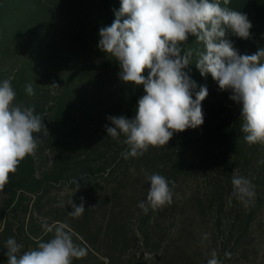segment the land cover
<instances>
[{"label":"trees","instance_id":"16d2710c","mask_svg":"<svg viewBox=\"0 0 264 264\" xmlns=\"http://www.w3.org/2000/svg\"><path fill=\"white\" fill-rule=\"evenodd\" d=\"M97 44V39L93 40L92 46L98 49ZM68 89L47 111H52L53 121L45 136L53 142L48 171L38 176L37 150L20 163L0 190V261L7 260L3 245L9 237L23 244L51 238V232L36 228L33 216L25 224V214L23 222L16 225L6 214L19 197L34 193V205L48 200L53 206L42 225L58 222L52 228L63 227L87 250L74 264H207L213 250L223 264H264V193L255 192L247 205L235 198L229 201L241 109L233 124L211 126L208 122L175 133L166 146L150 148L142 157L124 159L121 153L126 145L107 133L91 131L85 122H74L76 107L70 96L74 91ZM15 90L17 100L26 105L25 89ZM142 95L143 90L133 94L128 118L134 117ZM45 107L42 101L43 121ZM35 112L40 115L36 107ZM37 135L41 137V133ZM81 141L97 147L81 148ZM259 168L264 170V163L260 162ZM146 173H160L175 184L171 204L144 214L137 205L146 199L150 187ZM62 180L71 181L70 192L53 202L50 196L56 187L50 182ZM81 197L86 210L74 218L68 214L72 211L68 202L72 199L79 205ZM226 252L230 256L226 257Z\"/></svg>","mask_w":264,"mask_h":264},{"label":"clouds","instance_id":"9594fccd","mask_svg":"<svg viewBox=\"0 0 264 264\" xmlns=\"http://www.w3.org/2000/svg\"><path fill=\"white\" fill-rule=\"evenodd\" d=\"M229 3L120 0L119 9L114 10L115 19L99 29L97 47L119 65L120 81L143 86L144 90L133 118L107 117L112 125H105L107 135L127 146L121 153L124 159L142 157L150 148L166 146L175 133L203 125L202 102L209 92L206 85L196 90L197 83L185 71L193 55L192 49H184L189 37L203 45L195 63L201 76L210 75L220 91H229V99L241 106L244 141L249 146H264V48L253 54L239 53L228 36L249 40L253 25L247 14L227 7ZM25 90L30 96L35 94L30 83ZM45 130L35 107L17 101L11 79L0 80V190L10 182L20 163L36 154L42 139L37 134ZM145 180L150 187L146 199L137 205L144 214L172 203L174 181L160 173H146ZM231 183L230 202L235 198L247 205L253 200L255 186L250 180L233 175ZM68 205L72 208L68 214L74 218L86 210L83 197L79 205L72 199ZM42 227L52 233L51 238L38 241L34 248L25 250L15 237L5 241L6 264H74L87 255V250L63 227ZM207 264L223 262L213 250Z\"/></svg>","mask_w":264,"mask_h":264},{"label":"rangeland","instance_id":"374dc122","mask_svg":"<svg viewBox=\"0 0 264 264\" xmlns=\"http://www.w3.org/2000/svg\"><path fill=\"white\" fill-rule=\"evenodd\" d=\"M119 7L120 0H0V80L11 79L14 89L20 87L24 90L27 84H32L35 94L30 96L25 90L24 97L28 98V104L38 109L41 118L42 101L46 103L43 114L46 130L43 136L41 133L42 139L37 149L38 176L46 173L53 161V142L45 138L53 127L52 111H47L61 93L68 88L74 91L70 94L71 102L76 107L72 117L74 122H85L91 131L107 133L105 125L112 126L107 117H127L133 94L143 90V86L134 87L120 81L119 65L99 48L92 46L93 40L99 41V29L112 23L114 10ZM227 7L247 14L253 25L249 40L229 34L228 38L239 53L253 54L259 48H264V0H230ZM202 48L203 45L195 37H189L184 45L185 51H193L185 71L197 83L196 90L206 85L209 92L202 102V126H207L208 122L211 126L233 124L241 106L229 99V91H220L210 75L201 76L195 63L196 53ZM144 75L147 76V70ZM21 76H24L23 79ZM236 139L238 155L235 175L246 177L255 186V192L264 193V170L259 168L264 157V146H249L241 130ZM81 142V148L90 150L97 147L93 142ZM51 183L56 187L50 196L53 202L70 192L68 186L71 181ZM25 196L19 197L6 214L16 225L23 222L25 214V224L33 216L37 222L36 228L41 230L44 215L51 212L52 203L47 200L36 206L34 201L37 196L34 193ZM23 245L28 249L34 248L36 242H25ZM0 264H6V261L1 260Z\"/></svg>","mask_w":264,"mask_h":264}]
</instances>
